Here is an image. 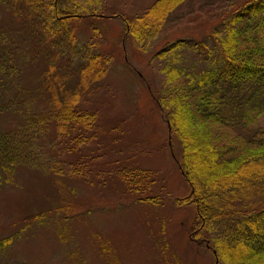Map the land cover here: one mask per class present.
I'll return each instance as SVG.
<instances>
[{
    "label": "rangeland",
    "instance_id": "rangeland-1",
    "mask_svg": "<svg viewBox=\"0 0 264 264\" xmlns=\"http://www.w3.org/2000/svg\"><path fill=\"white\" fill-rule=\"evenodd\" d=\"M156 1L108 0L105 17L79 20L73 49L63 38L55 42L64 56L56 67L69 66L74 74L92 45L94 52L111 58L100 90L80 105L97 111L98 123L85 143L60 152V163L65 161L60 173L51 168L56 158L45 140L31 154L37 160L28 159L14 183L0 188V264H223L208 244L192 237L198 229L195 206L178 204L190 197L191 187L179 166L182 147L155 99L165 87L163 68L173 61L191 62L186 54L196 56L194 45L200 42L201 51L210 45L222 17L250 0H189L156 40L137 48L123 18L142 15ZM20 6L19 1L0 4V75L6 77L0 81V106L23 103L25 114L40 117L53 110L41 73L48 57L41 48L50 42L42 16L24 13ZM185 39H191L185 50L160 57ZM2 116V129L18 130L14 115ZM128 169L151 173L156 184L139 188L144 192L128 187ZM147 197L160 201L142 202ZM58 210L60 216H49ZM41 214L48 216L35 218Z\"/></svg>",
    "mask_w": 264,
    "mask_h": 264
},
{
    "label": "trees",
    "instance_id": "trees-1",
    "mask_svg": "<svg viewBox=\"0 0 264 264\" xmlns=\"http://www.w3.org/2000/svg\"><path fill=\"white\" fill-rule=\"evenodd\" d=\"M11 1H19L24 13L42 16V29L50 42L45 45L50 48H41L48 56L41 73L47 78L45 93L53 110L38 117L28 110L25 114L23 103L0 106V116L12 114L19 122L18 130L0 126V188L14 183L18 167L28 159L37 160L31 154L45 140L56 158L51 168L60 173L65 164L60 163V152L85 143L89 130L96 128L98 112L80 105L86 95L100 90L111 64V58L94 52L97 47L92 45L90 53L83 51L85 61L75 74L69 66L56 67L64 56L55 42L63 38L73 49L79 40L75 27L82 23L79 20L105 17L108 0H0V4L7 6ZM188 1L157 0L142 15L124 17L126 35L137 48L147 46ZM222 20L210 35V45L204 44L201 51L197 42L196 56L186 54L191 62L173 61L163 68L165 87L155 101L169 133L182 147L179 166L191 195L178 204L195 206L198 229L194 240L208 244L219 263L264 264V0L246 1ZM90 29L100 34L97 27ZM188 40L176 41L160 57L185 50ZM5 78L2 73L0 81ZM146 172L128 169L124 181L128 187L137 186V191L155 185L157 180ZM153 199L141 198L146 203ZM49 216H60V210Z\"/></svg>",
    "mask_w": 264,
    "mask_h": 264
}]
</instances>
